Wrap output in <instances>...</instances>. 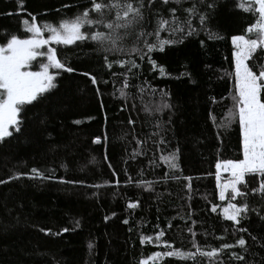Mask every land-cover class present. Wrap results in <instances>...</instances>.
<instances>
[{
  "label": "trees",
  "instance_id": "trees-1",
  "mask_svg": "<svg viewBox=\"0 0 264 264\" xmlns=\"http://www.w3.org/2000/svg\"><path fill=\"white\" fill-rule=\"evenodd\" d=\"M261 19L250 0H0V47L57 64L0 140V264H264V171L225 200L216 180L244 159L236 37L264 109Z\"/></svg>",
  "mask_w": 264,
  "mask_h": 264
},
{
  "label": "rangeland",
  "instance_id": "rangeland-1",
  "mask_svg": "<svg viewBox=\"0 0 264 264\" xmlns=\"http://www.w3.org/2000/svg\"><path fill=\"white\" fill-rule=\"evenodd\" d=\"M257 4L262 22L253 31L258 30L264 47V0H250ZM236 49L237 91L241 103L240 120L243 129L244 159L241 162L221 163L217 178L219 195L225 200L227 194H239L238 185L248 173L264 171V109L260 102L259 81L247 68L248 59L256 49V44L245 38L233 39ZM21 46L14 49L0 47V140L11 133L16 125L20 107L37 99L48 91L53 84V69L56 58L53 51L44 52ZM56 69V68H55ZM226 216L236 217V210H227Z\"/></svg>",
  "mask_w": 264,
  "mask_h": 264
}]
</instances>
